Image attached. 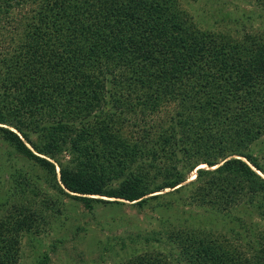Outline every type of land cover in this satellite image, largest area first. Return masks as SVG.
Here are the masks:
<instances>
[{"label":"trees","instance_id":"trees-1","mask_svg":"<svg viewBox=\"0 0 264 264\" xmlns=\"http://www.w3.org/2000/svg\"><path fill=\"white\" fill-rule=\"evenodd\" d=\"M183 2L0 0V139L26 160L0 167L23 199L0 219V264L39 230L27 193L54 205L50 190L91 211L189 191L185 204L231 238L169 234L180 264H264V29L234 41ZM126 264L169 263L145 252Z\"/></svg>","mask_w":264,"mask_h":264},{"label":"rangeland","instance_id":"rangeland-1","mask_svg":"<svg viewBox=\"0 0 264 264\" xmlns=\"http://www.w3.org/2000/svg\"><path fill=\"white\" fill-rule=\"evenodd\" d=\"M182 1V5L202 29L226 33L234 41L242 40L247 33L263 32V0ZM22 11L27 12L23 9ZM14 16H21L20 8ZM7 39V32L2 30L1 51L7 49ZM12 151L0 139V167H13L12 171L18 172L22 170L21 165H25L23 162L26 160L16 157L20 163L19 166L16 165L11 161L12 156L9 157ZM262 161L264 164V160ZM0 177V203L3 202L0 205L1 219L13 204H21L23 199H12L7 191H15V182L5 181L3 173ZM195 178L196 172L191 173L187 183ZM40 184L47 187L42 180ZM27 194L24 203L30 205L27 200L31 197V209H37L44 214L34 218L39 228L37 232L34 228H28V231L21 234L20 242L17 243L19 252L16 255V264H40L43 260L45 262L46 255L47 264H126L145 252L159 254L169 264H180L179 259L183 257L175 244L171 243L169 234L195 229L212 236L231 238V233L227 231L228 227H224L221 217L185 204V201L190 202L187 201L189 191L185 190L179 193L183 200L179 199V194H173L154 202L144 210L132 206L128 201L113 199L126 204H96V208L91 211L57 190H50L49 194L55 204L49 201L43 205V200L46 199L44 194L35 197L30 192ZM171 205L174 208L166 209Z\"/></svg>","mask_w":264,"mask_h":264},{"label":"water","instance_id":"water-1","mask_svg":"<svg viewBox=\"0 0 264 264\" xmlns=\"http://www.w3.org/2000/svg\"><path fill=\"white\" fill-rule=\"evenodd\" d=\"M261 174V173H260ZM262 175V174H261Z\"/></svg>","mask_w":264,"mask_h":264}]
</instances>
